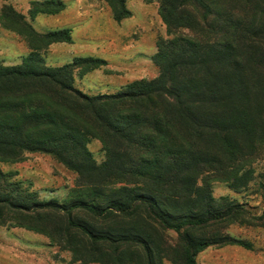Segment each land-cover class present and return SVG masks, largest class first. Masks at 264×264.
Here are the masks:
<instances>
[{
  "label": "trees",
  "instance_id": "1",
  "mask_svg": "<svg viewBox=\"0 0 264 264\" xmlns=\"http://www.w3.org/2000/svg\"><path fill=\"white\" fill-rule=\"evenodd\" d=\"M101 1L113 22L130 16L126 0ZM141 1L157 3L171 36L155 41L157 75L97 95L76 89L74 72L81 77L104 60L45 66L39 51L70 44V30L36 33L1 9L29 52L17 65L0 63V163L44 154L75 179L68 200H41L15 172L0 170V226L42 235L79 264H196L209 247L250 250L221 229L252 217L216 199L212 184L245 188L264 148V0ZM64 8L61 0L30 1L27 15ZM90 140L100 143L99 163Z\"/></svg>",
  "mask_w": 264,
  "mask_h": 264
},
{
  "label": "rangeland",
  "instance_id": "2",
  "mask_svg": "<svg viewBox=\"0 0 264 264\" xmlns=\"http://www.w3.org/2000/svg\"><path fill=\"white\" fill-rule=\"evenodd\" d=\"M30 1L40 0H0V16L3 7H10L36 33L60 28L70 30V44H52L39 51L45 66H61L74 57L92 56L105 61L104 66L81 77L74 72L73 86L84 94H113L129 82L157 75L150 61L155 41L171 36L165 33L157 15L156 2L126 0L130 16L115 23L108 6L101 0H61L65 4L63 11L53 16L37 15L33 20L27 15ZM185 34L188 33H175L176 36ZM28 52L25 39L6 28L0 18L1 65H17ZM87 149L97 163L102 161L98 141L90 140ZM251 168V180L243 189L232 191L225 183L212 184V195L216 199L226 197L252 217L250 222L243 220L221 229L222 234L247 242L250 250L233 245L209 247L195 257L196 264H264V148ZM0 170L15 172L14 179L30 183L31 190L41 200L64 202L74 186L75 175L44 154L25 153L17 163H0ZM0 264L79 263L46 237L5 225L0 226Z\"/></svg>",
  "mask_w": 264,
  "mask_h": 264
}]
</instances>
